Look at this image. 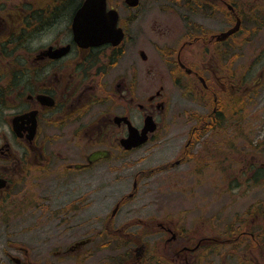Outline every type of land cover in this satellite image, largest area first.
I'll list each match as a JSON object with an SVG mask.
<instances>
[{
    "label": "flooded vegetation",
    "instance_id": "flooded-vegetation-1",
    "mask_svg": "<svg viewBox=\"0 0 264 264\" xmlns=\"http://www.w3.org/2000/svg\"><path fill=\"white\" fill-rule=\"evenodd\" d=\"M1 1L0 249H6L2 253L5 261L8 264H206V259L218 254L225 242L210 238L194 242L188 233L178 235L167 224L153 218L135 222L138 232L125 235L135 246L123 244L124 229L111 231L115 228V216L110 215L89 237L68 238L64 234L70 232H63L65 227L60 226L55 228L59 236L47 240V235L54 232L46 226L45 187L76 184L75 176L82 175L90 189L95 180H100L95 174L104 170L103 163L113 159L118 151L129 152L123 148L122 141L136 134L150 142L161 133L176 100L187 106L188 114L194 119L189 121L200 124L198 129L191 130L187 148L205 131L214 132L228 116L236 118L239 103L248 102L252 106L256 101H264V47L244 76L237 73L238 35L246 23L249 40L264 37V0H173L183 7L181 19L185 25L166 50L171 91L166 95L163 84L150 94H141L144 83L159 84L155 68L147 70L149 75L144 81L141 79L142 68L148 63L144 51L148 49V40L143 33L136 39L144 45L139 50V60L121 62L127 45L132 42V34L121 20L119 27L125 39L120 46L83 50L74 42L72 25L84 0H44L38 10H31L28 0ZM240 5L244 7L242 10ZM109 8L113 7L109 5ZM197 17L203 18L198 21ZM239 22V32L224 41L218 40ZM63 26L65 32L60 30ZM50 35L52 38L47 40ZM34 39H38L37 47H33ZM151 48L152 44L148 51ZM141 54L146 56L145 60ZM115 69L121 70L111 77ZM152 75L156 78H151ZM103 100L109 105L101 112L88 111L91 105ZM148 120L156 130L148 131L145 136ZM245 143L243 147L247 150L239 151L243 154L239 161L246 156L243 168L249 169L254 166V143L252 140ZM97 151L109 152V158L89 162L90 155ZM81 212L74 205L54 212L53 219L63 223L68 215L77 217ZM157 232L170 236L161 252L159 247L143 243ZM229 245L231 259L238 257L239 245L251 246ZM111 247L118 251L114 257L103 253ZM209 264H213L212 260Z\"/></svg>",
    "mask_w": 264,
    "mask_h": 264
},
{
    "label": "rangeland",
    "instance_id": "rangeland-1",
    "mask_svg": "<svg viewBox=\"0 0 264 264\" xmlns=\"http://www.w3.org/2000/svg\"><path fill=\"white\" fill-rule=\"evenodd\" d=\"M3 1L6 0L1 2ZM28 1L31 10H38L44 2ZM109 4L119 11L122 24L132 34V42L127 45L125 58L121 62L125 59L126 63L131 62V58L139 60V50L144 47L136 42L139 33H143V37L148 40V49L143 48L147 53L148 63L142 68L141 79L144 81L149 75L147 70L155 68L159 84L146 86L148 84L144 83L141 94H150L163 84L166 95L170 91L166 50L170 40L183 31L185 22L179 16L183 7L173 0H140L139 7L135 9L128 8L124 0H109ZM239 8L242 10L244 7L240 5ZM201 18L203 17H197L198 21ZM247 27L246 23L238 35L239 76H244L253 63L252 60L264 47V37L254 40L247 38ZM60 30L65 32V27ZM51 38L52 35L47 40ZM32 44L37 47L38 39H34ZM150 44L152 48L148 51ZM120 70H112L111 77ZM155 75L151 78H156ZM256 78L255 76L253 80ZM108 103L103 100L91 105L88 111L101 112ZM249 106L248 102L239 103L236 118L228 116V120H223L212 130L214 132L207 134L205 131L187 148L191 130L195 127L198 129L200 124L191 123L189 120L194 119L188 114L187 106L181 100H176L173 112L167 117L161 133L136 151H118L113 159L103 163L104 170L99 175L95 174L100 180H95L90 189H87L83 182L86 177L82 175L75 176L76 184H47L48 215L45 220L46 226L54 232L47 235V240L59 236L55 233V228L60 226L65 227L63 232H70L64 234L68 238L75 240L89 237L93 230L98 231L96 228L119 205L113 219L115 228L111 231L124 229L121 234L122 240L124 238L126 241L123 244L135 246L125 235L138 232L139 227L135 222L153 218L167 224L178 235L188 233L194 242L200 238L229 244L241 240H245L243 242L246 244L252 242L251 249L247 246L239 250L237 259L230 258V247L228 244L223 247V244L220 246L221 251H217L218 254L213 253L208 261L206 259V264L211 260L213 264H264V254L259 248L264 245V181L252 180L264 178V170L259 169H264V101H256ZM216 131L219 132L215 135ZM247 140L254 143L253 172L249 171L251 168H243L247 158L245 156L239 161L243 154H239L240 150L236 149V146L247 144ZM241 149L247 150L243 146ZM249 180L252 181L248 183ZM74 205H78V209L82 211L77 217L68 215L63 223H60V219H53L54 212L71 209ZM245 231H249L254 238L239 237ZM168 238L170 236L157 232L152 237L145 238L143 243L148 247L155 245L161 252ZM4 250L6 251L0 249V264H8L2 255ZM103 253L114 257L118 251L111 247ZM157 253L160 256L158 250Z\"/></svg>",
    "mask_w": 264,
    "mask_h": 264
},
{
    "label": "water",
    "instance_id": "water-1",
    "mask_svg": "<svg viewBox=\"0 0 264 264\" xmlns=\"http://www.w3.org/2000/svg\"><path fill=\"white\" fill-rule=\"evenodd\" d=\"M125 2L132 8L137 7L139 4V0H126ZM118 22V12L115 10L107 11V0H86L76 12L73 20L74 40L82 49L100 47L107 44L117 46L124 38L122 30L117 27ZM237 29L238 27L225 34L222 40L236 32ZM66 52L67 49L64 53ZM148 130L154 131V127L147 121L143 134L145 135ZM145 142V137L138 138L136 134H131L129 139L123 141L122 144L127 150H130ZM107 156L108 153L95 152L89 157V161L94 162Z\"/></svg>",
    "mask_w": 264,
    "mask_h": 264
},
{
    "label": "trees",
    "instance_id": "trees-1",
    "mask_svg": "<svg viewBox=\"0 0 264 264\" xmlns=\"http://www.w3.org/2000/svg\"><path fill=\"white\" fill-rule=\"evenodd\" d=\"M263 242H264V240H263ZM262 250L264 251V247H262Z\"/></svg>",
    "mask_w": 264,
    "mask_h": 264
}]
</instances>
